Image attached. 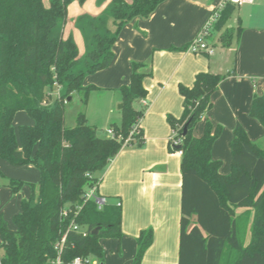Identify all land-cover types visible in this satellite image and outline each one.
<instances>
[{
	"label": "trees",
	"instance_id": "1",
	"mask_svg": "<svg viewBox=\"0 0 264 264\" xmlns=\"http://www.w3.org/2000/svg\"><path fill=\"white\" fill-rule=\"evenodd\" d=\"M164 1L110 0L108 11L115 32L104 29L98 20L89 22L93 36L84 71L76 68L80 58L72 40L50 37L65 19L71 0H48V6L44 0H0V159L13 166H32L39 173L38 183L28 184L31 194L20 202V212L12 218L14 229L0 218L1 264H50L56 257L54 245L73 218H61L66 206L80 207L74 221L86 235L67 233L63 262L92 256L103 264L99 241L122 236L120 205L108 203L98 210L94 201L84 202V196L88 189L98 187L96 174L123 148L143 147L140 128L136 135L130 133L145 113V108L136 109L134 104L146 97L143 79L151 72L143 71L144 63L132 62L129 84L118 90L122 107L119 123L109 125L112 138L99 135L84 114L78 115L73 127H66L64 104L73 94L87 104L95 87L83 85L84 75L107 68L122 27L137 17L147 18ZM234 9L224 5L212 33L223 30ZM241 33V27L234 33L223 32L221 45L237 43ZM188 44L171 49L186 51ZM229 75L200 72L190 87L178 85L181 116L166 117L181 140L178 147L170 148L181 151L178 264H223L226 254L232 257L231 264H264V149L237 123L229 142L230 172L222 174L221 161L211 156L222 128L213 126L206 114L213 107L212 95ZM55 86L62 91L52 101ZM18 112L26 113L32 124L15 129ZM248 115L264 129V94L253 95ZM201 119L203 131L197 137L195 128ZM23 184L10 179L5 185L16 192ZM238 209L242 210L239 214ZM242 226L248 230V241L242 237ZM94 229L97 234H92ZM152 240V229L139 233L131 264H141Z\"/></svg>",
	"mask_w": 264,
	"mask_h": 264
},
{
	"label": "crops",
	"instance_id": "2",
	"mask_svg": "<svg viewBox=\"0 0 264 264\" xmlns=\"http://www.w3.org/2000/svg\"><path fill=\"white\" fill-rule=\"evenodd\" d=\"M208 1L166 0L147 18L137 17L126 23L112 47L114 58L106 70L114 80L110 86L119 89L128 85L132 62L145 64L150 56L151 60L143 71L151 72V75L143 79L147 91V107L139 123L143 147L123 148L102 172L96 174L99 178L97 194L110 204L119 203L122 211L120 239L99 241L104 251L103 264H131L136 252V238L142 230L149 228L153 240L141 264H178L181 155L169 148L171 128L166 121L168 115L181 116L182 98L178 85L190 87L194 76L200 72L226 74L234 70L212 95L213 107L206 114L213 124H224L223 118L228 120L230 134L223 142L222 139L216 140L211 151L213 160L225 164L223 171L220 169L222 174L227 173L229 142L237 123L252 142L261 138L256 143L264 144V129L247 116L253 95L264 94L256 93L258 86L264 90V25L263 28L250 25L242 28L238 42L233 40L228 47L215 41L214 34L219 35L223 30L212 33L209 43L213 50L219 51H213L210 59L171 49H179L195 38L207 16L216 8L207 5ZM53 39L65 40L55 36ZM230 49L233 54L229 57L227 52ZM114 102H121V98H114ZM134 107L138 109L140 104L136 103ZM219 110L224 111L225 117L220 116ZM18 115L19 112L14 119ZM106 118L115 120L110 124L117 123L120 113L107 114ZM24 122L23 125L32 124V120ZM13 126L17 129L14 121ZM201 129L202 125L195 129L197 137L202 134ZM106 131L99 135L107 136Z\"/></svg>",
	"mask_w": 264,
	"mask_h": 264
},
{
	"label": "rangeland",
	"instance_id": "3",
	"mask_svg": "<svg viewBox=\"0 0 264 264\" xmlns=\"http://www.w3.org/2000/svg\"><path fill=\"white\" fill-rule=\"evenodd\" d=\"M108 0H84L82 3L79 0H71L67 7V14L64 20L59 21L56 28L52 30L50 34L51 38L55 37H62L64 39L70 38L72 42L76 45L78 50V56L80 58L79 64L76 65V68L80 69H87L84 65V60L86 57V53L90 46V41L93 36V31L89 27V22L92 20H98L104 29H107L110 33L115 32V25L113 24L112 18L109 16V6L110 2ZM110 1V0H109ZM220 0H210L207 2V5H214L215 7L218 6ZM44 4L48 6V0H44ZM210 15V14H209ZM207 16V18L209 17ZM249 26H254L258 28H263L264 25V0H252L251 2L245 3L242 6H236L234 11L232 12L229 20L226 23V26L223 28V31L219 33V35L214 34L216 43H220L221 39L220 36L223 32H227L230 30L234 33L237 27L245 28ZM123 29V27H122ZM120 30V32L122 31ZM115 40L117 41L119 34ZM100 34H103L102 30H99ZM194 39V38H193ZM192 39V40H193ZM191 40V41H192ZM114 42V44H115ZM113 44V45H114ZM221 44V43H220ZM215 53L219 51V49L214 50ZM113 52V51H112ZM227 56H231L233 51L230 49L227 52ZM194 55V54H193ZM194 56H204L209 57L204 54L194 55ZM224 56V54H223ZM114 58V53H113ZM210 59V57H209ZM151 60V56L148 58ZM148 60H146L145 64L148 65ZM153 65V62H152ZM110 66V65H109ZM109 66L103 70L97 71L95 73H86L83 78V85L84 86H94L95 89H92L88 95L87 104L83 105L82 101L80 100V96L77 94L71 95V100L66 101L64 104V118H65V125L66 127H71L72 125L76 124V119L79 114H84L87 122L94 126L98 130V134L104 133L109 127V124L115 120H111L110 118H106L107 114L111 116L120 113L119 105L121 102H117L115 104L114 98L120 97L118 92V88H114L113 81L111 79L110 71H106ZM146 68V67H145ZM234 70H231L232 73ZM232 75V74H230ZM149 77V76H147ZM95 81L97 84H94ZM107 87H111L108 89ZM261 86L257 87L256 93L262 94L264 90H260ZM62 90H59L57 86L54 87V90L51 94V100L58 99V95L61 93ZM142 101L144 99H140L139 101L135 102L140 104L139 108H143ZM134 104V105H135ZM250 106V105H249ZM220 116L225 117L223 115L224 111L219 110ZM249 113V107L247 110V116ZM23 116V117H22ZM252 119V118H251ZM31 122L30 118L24 112H19V115L14 119L15 127L19 125H23L25 122ZM120 120H116L119 123ZM211 121V119H210ZM223 123L213 124V126H221L222 131L218 139H222V142L225 138H227L228 134H230L228 130V120L227 118H223ZM256 126H260L259 123ZM202 125L201 133L203 131L204 119H201L196 128ZM261 127V126H260ZM106 133V132H105ZM136 135V134H134ZM217 139V140H218ZM260 139H256V142H259ZM261 147L264 149V144L260 142ZM228 149V148H227ZM222 162V161H221ZM221 170L223 171L224 162L221 163ZM225 174L230 172V161L227 162ZM223 173V172H222ZM16 180L21 181L24 184L20 187V189L14 192L11 188L7 187L5 184L8 180ZM39 181V173L34 167H29V165H22V166H13L8 161L0 159V218L6 222L7 227L14 228V224L12 222V217L17 213L16 211H20V202L23 199H26L29 194H31V189L28 183L36 185ZM242 210H236V213H241ZM244 226V225H243ZM241 227V233L243 231L244 239L248 241L249 234L247 228ZM1 240V238H0ZM231 256L228 254L225 255L223 264H231Z\"/></svg>",
	"mask_w": 264,
	"mask_h": 264
},
{
	"label": "built area",
	"instance_id": "4",
	"mask_svg": "<svg viewBox=\"0 0 264 264\" xmlns=\"http://www.w3.org/2000/svg\"><path fill=\"white\" fill-rule=\"evenodd\" d=\"M252 0H220V3L218 6L213 9L209 15V17L204 22L203 26L201 27L198 34L195 36V38L188 44L186 52L194 55L204 54L207 56H210L213 54V47L209 43V38L212 35L214 24L217 22L219 17L220 10L224 7L225 4H231L233 6H241L245 3L251 2ZM143 108L147 107L146 101H142ZM139 127V124L135 126L130 136L133 134H137V128ZM106 135L109 138L113 137L112 130L108 129L106 131ZM130 138L126 140L129 141ZM169 148H175L178 147L181 144V140L177 137V134L175 131L171 130V134L169 136ZM181 155V151H176ZM89 200H92L96 203L97 209L101 210L106 204H108L106 198L99 196L97 194V185L93 186L92 188L88 189L84 196V202H87ZM116 205H120L117 203ZM80 210V207H74V209H71L70 207L66 206L64 207L61 212L60 216L62 219L67 218L68 216H73L72 220L70 221V224L66 230V232L61 236V238L55 243L54 245V251L56 253L55 259L50 264H100L99 261L92 256L87 257H80L77 256L72 259L70 262H63L61 259V253L64 248V244L66 241V236L69 231H74L77 233H81L82 236L86 235L85 229L81 228L79 225L76 224L74 221L75 217L78 215ZM1 264V262H0Z\"/></svg>",
	"mask_w": 264,
	"mask_h": 264
},
{
	"label": "water",
	"instance_id": "5",
	"mask_svg": "<svg viewBox=\"0 0 264 264\" xmlns=\"http://www.w3.org/2000/svg\"><path fill=\"white\" fill-rule=\"evenodd\" d=\"M71 100V98L69 97L68 99H67V101H70ZM121 107H122V105H119V108L121 109ZM185 131H186V127H184V130H183V134L185 133ZM98 233V230L97 229H94L93 231H92V234H97Z\"/></svg>",
	"mask_w": 264,
	"mask_h": 264
}]
</instances>
